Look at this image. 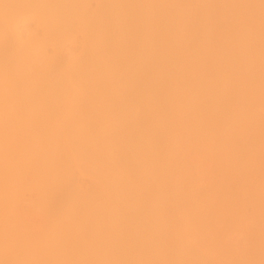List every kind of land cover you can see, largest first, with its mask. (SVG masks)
<instances>
[{"label":"bare ground","instance_id":"6f19581e","mask_svg":"<svg viewBox=\"0 0 264 264\" xmlns=\"http://www.w3.org/2000/svg\"><path fill=\"white\" fill-rule=\"evenodd\" d=\"M255 163L264 0H0V264H264Z\"/></svg>","mask_w":264,"mask_h":264},{"label":"rangeland","instance_id":"374dc122","mask_svg":"<svg viewBox=\"0 0 264 264\" xmlns=\"http://www.w3.org/2000/svg\"><path fill=\"white\" fill-rule=\"evenodd\" d=\"M256 164V163H255ZM252 164V165H250V167H251V170L250 171H246V172H242L241 173V175L242 176H244V177H249V178H251L252 179V181H254L257 185L256 186H258V187H256V191L255 192H253L252 194H250V195H245V196H242V198L240 199V201H241V203L243 204V205H247L246 206V208H247V211H248V213H250L251 212V209H250V207H248V206H250L249 204H251V203H254V202H258L259 200H261L260 198V195L262 194V193H264V190H262L261 191V189L259 190V188L261 187L262 189H264V180H262V178H264V172H261V171H264V165H262V163H260V164ZM262 165V166H261ZM78 181H80L79 182V184H81V185H84V184H82L83 182L81 181V179H79ZM258 188V189H257ZM262 196V200H264V194H262L261 195ZM261 200V201H262ZM253 201V202H252ZM262 203H258V205L260 206ZM258 205H257V207H258ZM262 206V205H261ZM261 206H260V208H261ZM262 207H264V206H262ZM208 210H209V207H208ZM258 210V209H257ZM260 210H262V208L260 209ZM262 211H264V210H262ZM209 213V212H208ZM210 215H211V213H209ZM208 214V215H209ZM209 218H210V216H209ZM243 226H246V225H243ZM209 228V227H208ZM242 229H243V227H241ZM245 228V227H244ZM242 229H237L238 231H236V232H234V234L232 233V237H233V235H235V234H237L238 232H241V231H243ZM246 229V228H245ZM209 230V229H208ZM247 230V229H246ZM209 232H211L210 230H209ZM209 232H208V234H209ZM244 233H243V235H246V233H247V231H243ZM239 234V233H238ZM242 234H241V236H243ZM228 236V235H227ZM229 236H231V234H229ZM229 236H228V238H229ZM237 235H235L234 237L235 238H238L239 236H240V234H239V236H237ZM209 237V236H208ZM211 237V236H210ZM231 237V238H232ZM230 239V238H229ZM209 240V239H208ZM226 239H224V241H225ZM231 240V239H230ZM227 241V240H226ZM211 243V242H210ZM210 246V245H209Z\"/></svg>","mask_w":264,"mask_h":264}]
</instances>
